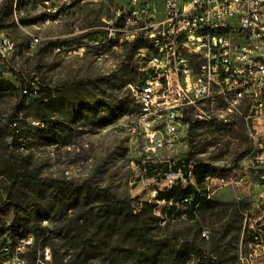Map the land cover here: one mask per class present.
I'll use <instances>...</instances> for the list:
<instances>
[{"label": "rangeland", "instance_id": "rangeland-1", "mask_svg": "<svg viewBox=\"0 0 264 264\" xmlns=\"http://www.w3.org/2000/svg\"><path fill=\"white\" fill-rule=\"evenodd\" d=\"M126 2L0 0V10L5 4L7 8L0 14V36L14 46L0 57V75L16 87L21 78L32 89L20 105L16 90L0 95L1 228L13 229L21 221L15 233L34 232L41 246L50 247L52 264H139L122 252L89 250L79 259V249L67 243V231L83 223L79 216L102 206L92 196L83 202L90 189L82 186L90 184L123 199L139 196L149 235L184 250L178 264H209L198 253L185 251L187 242L216 264H263L264 251L251 238L262 215L257 209L259 175L253 169L246 174L241 163L251 149L246 128L195 122L187 136L173 138L155 124L160 127L157 138H148L133 99L147 73L144 50L135 49L126 61L131 44L109 39L105 29L113 10ZM122 24L120 20L118 26ZM41 97L44 103L34 101ZM10 156L21 172L36 178L20 180L18 212L15 203L6 201L13 183ZM185 160L213 168V193L206 199L213 203L204 201L195 213L170 217L164 212L170 203L157 200V191L174 182L196 184L182 169L166 171ZM238 173L246 174L240 184L232 182ZM51 180L78 188L64 190L50 185ZM116 228L113 239L125 247L130 238Z\"/></svg>", "mask_w": 264, "mask_h": 264}, {"label": "built area", "instance_id": "built-area-1", "mask_svg": "<svg viewBox=\"0 0 264 264\" xmlns=\"http://www.w3.org/2000/svg\"><path fill=\"white\" fill-rule=\"evenodd\" d=\"M105 29L109 39L143 44L147 73L134 96L138 124L150 140L160 127L178 138L195 122L244 125L251 149L241 163L246 174L253 169L259 175L262 215L254 240L264 251V0H127L113 10ZM13 47L0 36V57ZM194 171L191 161L188 176L195 177ZM246 174L238 173L232 182L242 183ZM213 179L211 168L204 182L207 197ZM190 200L187 196L183 203ZM0 264H52V252L34 232L0 226Z\"/></svg>", "mask_w": 264, "mask_h": 264}, {"label": "trees", "instance_id": "trees-1", "mask_svg": "<svg viewBox=\"0 0 264 264\" xmlns=\"http://www.w3.org/2000/svg\"><path fill=\"white\" fill-rule=\"evenodd\" d=\"M6 9L5 4L0 10V14H4ZM142 45L141 42L131 44L132 49L126 61H130L134 50ZM19 79L21 83L19 84V87H16L13 82L5 80L0 75V95L3 91H18L17 105L22 104L26 97L32 95V89L30 86L24 85V81L21 78ZM24 90H27V92L25 93ZM51 95V92L48 90V95L46 97H50ZM43 99L44 98L42 97L36 98L34 101L44 103ZM133 99L135 101V98ZM41 118L45 119L46 116L42 114ZM11 121H13L12 118ZM46 121L49 126L57 128V123L49 124V120L47 119ZM14 129L15 128L12 130L15 134ZM3 141L4 138L0 132V143H3ZM190 162V160H185L183 165L178 164L171 168L166 167V171H168V169L175 171L182 169L186 174L189 170ZM210 170L211 168L207 165L195 163V181L198 187L203 188L201 191H198L193 184L181 186L179 182H174L170 187L158 190L156 196L157 200L166 201V203L172 202L164 212L170 217H175L176 215L182 217V213L188 215L197 212L201 202L205 201L206 204L213 203L206 200L208 197L204 190L205 175ZM8 171L13 176V183L8 192L6 201L15 203L16 192L19 189L18 184L20 180L24 179L28 182H33L36 178L30 174L21 172L13 156H10L9 158ZM50 185L72 191H75L78 188L75 184H65L58 180H51ZM82 187H88V189H90V194L84 198L83 202L87 203L89 197L92 196V202H99L102 206L97 209L85 210L84 214L79 216L83 223L78 226V228L67 231L65 236L67 243L71 246H76L79 249L77 258L80 259L82 256L89 253V250H92L93 252L99 253H105L106 251L109 253L118 252L117 255L122 252L124 256L130 259L135 258L139 260V264H178L179 259L184 256V250L176 249L171 244L170 240L162 239L159 241L153 239L149 235L147 220L140 204L142 200L139 196L123 199L117 197L108 189L96 188L90 184ZM187 196H189L191 200L189 203L185 204L183 203V199ZM74 201L76 202L77 198H74ZM154 205L156 204H150V206ZM180 206L186 207L182 209ZM14 208L18 212L20 210L19 204L15 203ZM21 223L22 222L20 221L13 225L14 232L19 230ZM26 223H28V221ZM117 226H120V232L125 233L126 237L130 238L125 247H121L120 241L113 239V230H116ZM254 235L255 234L251 237L252 239H254ZM138 242L140 243V246L137 245ZM186 249L198 253L204 259H207L209 264H216L214 260L207 258L203 251L193 244L188 242L185 243V251Z\"/></svg>", "mask_w": 264, "mask_h": 264}, {"label": "water", "instance_id": "water-1", "mask_svg": "<svg viewBox=\"0 0 264 264\" xmlns=\"http://www.w3.org/2000/svg\"><path fill=\"white\" fill-rule=\"evenodd\" d=\"M185 175L188 176V172Z\"/></svg>", "mask_w": 264, "mask_h": 264}]
</instances>
